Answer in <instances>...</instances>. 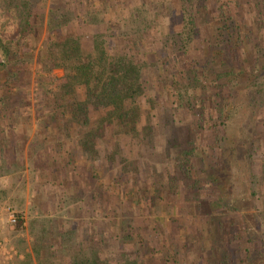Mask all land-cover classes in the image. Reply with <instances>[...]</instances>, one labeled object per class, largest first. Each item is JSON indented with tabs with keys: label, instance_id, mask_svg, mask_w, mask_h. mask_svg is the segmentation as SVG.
<instances>
[{
	"label": "rangeland",
	"instance_id": "374dc122",
	"mask_svg": "<svg viewBox=\"0 0 264 264\" xmlns=\"http://www.w3.org/2000/svg\"><path fill=\"white\" fill-rule=\"evenodd\" d=\"M50 1L53 0H47L45 10ZM79 1L71 4L74 9L81 11V17L82 14L89 12L91 15L96 14L99 10L100 4L97 0ZM149 2L153 5L161 2L162 14L153 20L155 29H148L142 37L140 35L135 37L130 29V26L132 28L135 26L138 18L134 12L142 6L146 7ZM175 2V0H110L107 11L101 16L114 21L117 15L119 29L116 32L119 36L120 33L121 36L123 34L124 42L119 37L110 39L105 26L96 27V31L94 28L93 31L86 29L80 24L74 28L75 33L83 37V42L99 33L101 40L105 41L108 54H113L116 50L127 51L131 59L140 64L145 87L140 101L142 119L150 122L155 131L152 147L144 146L138 140H129L122 135L115 137L111 130H107L105 137L96 141L95 154L88 153V157L81 147L77 146L82 129L68 123L67 120H62L59 126H53L43 111L44 105L41 102L43 92L54 93L55 80L62 77L63 71L54 68L49 74L44 73L39 51L43 45L46 49L53 46V34H50L49 41L45 39L46 13L35 22L34 35L37 39L31 61L27 66L24 86L20 90L7 91L9 94L5 96L2 94L5 90L0 88V113L4 115L0 125L3 129L12 126L13 138L16 139L13 149L15 161L22 162L25 156L28 162L31 161V154L28 153L33 152L32 147L45 151L44 153L41 151V155L38 156L41 160L61 158L62 152L65 159L74 160L72 169L75 176L73 178L71 174L64 176L63 182L69 191V198L62 202V205L65 204L63 205L65 211L51 218L52 224L45 226L46 233L43 232L42 222L31 226L32 220H27L29 229L28 231H25L26 227L22 229L26 237L21 238L17 234L18 229L10 228L2 216L0 234L11 240L18 248L23 257L21 264L39 263L34 252L38 248L46 252L44 245H47L48 241L43 238L48 239V235L49 238L56 239L59 233L73 227L77 237L74 243L76 249H80L81 239L83 237L91 239L96 231L101 230L107 238L113 233L117 234L121 230V227H118L120 220L129 223L133 237L139 234L141 239L150 242L148 250L154 252V255L150 260V257L143 256L144 253L139 257L138 252L137 256L140 258L138 261L142 264L223 262L229 264L230 261L223 260L225 251L232 254V257L228 256L229 260L235 259L232 264H264V123L257 119V116L264 113H235L231 117L226 134L228 142L226 146L222 148L220 145L218 149L210 144L217 134L220 136L222 133L220 128H216L217 133L216 129L214 133L205 131L203 113L202 119L198 109L194 113L186 112L185 104L178 107L173 98L168 97L165 78L157 76V65L151 63H154L152 58L162 62L160 56L163 58L164 53L169 51V37L173 36L178 40L176 33L179 27L178 22H175L176 18L178 20ZM55 3L63 4L62 1ZM115 6L116 10H113ZM131 20L134 24L130 23ZM1 34L10 39H14L16 35L15 30L12 33L6 29H3ZM163 35L165 36L162 37ZM155 53L161 54L155 56ZM186 55L188 63L192 59H198L202 52L197 45H192ZM177 78L179 86L182 87L184 79ZM47 80L49 81L46 82ZM202 81L203 84L207 83L205 80ZM196 92L203 94L200 90ZM206 93L208 91L204 93L200 104L205 101ZM48 97L52 102L53 97L47 94L46 99ZM147 101H152L153 105ZM91 116L92 123L97 115ZM53 130H60L62 135L55 138ZM33 131L39 135L33 139L27 151L25 146L32 140ZM205 133L209 135L210 141L204 139ZM7 135L9 134L1 133L0 141L3 139L9 141ZM239 141L241 145L237 148L235 145ZM62 142L66 145L64 149L58 146V143ZM200 147L205 149L200 150ZM185 153L188 154V158L187 155L183 158ZM220 154L222 162L219 163ZM183 159H187V165L191 168L188 166L182 168ZM4 172L7 173L2 166L0 179L6 176ZM18 182L22 184L25 195L24 180L21 176L16 184ZM2 187L4 186L0 185V194L5 189ZM152 188L156 189L157 193L151 192ZM7 197L4 192L0 195V202H7L5 200ZM9 202L7 204L11 205ZM22 203L18 204L21 206ZM20 216L25 217L24 213ZM113 222L117 223L114 231ZM233 235L235 238L230 239ZM141 239L135 236L134 242H123L126 255L135 257L134 253L142 247ZM104 241L108 249L113 245L112 241ZM222 249L225 251L222 252ZM65 252L62 250L55 252L54 257L49 260L50 264H67L68 257ZM87 252L89 255V250H86ZM107 253L108 261L113 263L121 260V253L108 250ZM42 257L41 264L45 262Z\"/></svg>",
	"mask_w": 264,
	"mask_h": 264
},
{
	"label": "trees",
	"instance_id": "16d2710c",
	"mask_svg": "<svg viewBox=\"0 0 264 264\" xmlns=\"http://www.w3.org/2000/svg\"><path fill=\"white\" fill-rule=\"evenodd\" d=\"M57 1H62L63 6L56 4ZM97 1L100 5L96 14L91 15L89 12L81 17V11L74 9L71 4L80 2L79 0H53L46 10L47 0H0V88L5 90L2 94L5 96L7 91L20 90L24 86L27 66L37 39L34 35L35 22L46 13L45 39L49 41L52 33L53 46L47 49L44 45L40 47L43 71L47 74L54 68L63 71L62 77L55 80L54 93L44 91L41 101L43 111L52 125L59 126L62 120H67L82 129L77 146L81 147L86 156L88 153L95 154L96 141L102 140L107 130H111L115 137L122 135L129 140L136 139L144 146L153 147L154 128L150 122L142 119L143 113L140 110L145 89L140 64L134 62L127 51L116 50L113 54H108L105 41L101 40L99 33L90 36L86 42L75 33L74 28L79 24L92 31L93 28L96 31V27L105 26L110 39L119 37L122 42L125 41L123 34L121 36L120 33L119 36L116 32L119 29L117 15L114 21L101 16L107 11L110 0ZM175 1L178 40L173 36L168 38L169 51L164 53L163 58L160 56L162 62L153 58L154 63L151 58L149 60L151 64L157 65V76L165 78L168 97H172L178 107L185 104L186 112L189 113L198 109L201 118L205 116V131L214 133L216 128H220L222 133L220 136L217 134L218 137H215L210 146L213 144L219 149L222 145L223 148L228 142L226 134L235 113H264V0ZM139 9L134 12L138 16L135 26H130L131 34L135 37H142L148 29L156 27L153 20L162 14V4L157 2L153 5L149 2L146 7ZM113 10H116V6ZM172 18H175L174 14ZM130 23L134 24V21L131 20ZM3 29L12 33L15 30V38L3 37ZM134 45L137 46L136 43ZM192 45H197L202 55L187 63L186 54ZM159 54L161 53H155V56ZM177 77L184 79L182 87L179 86ZM202 80L207 83L203 84ZM196 90L203 94H198ZM207 91L209 94H205V101L200 104ZM47 94L53 97L52 102L49 97L46 99ZM147 102L153 105L152 101ZM92 114L97 117L91 123ZM3 116L0 113V121H3ZM257 119L264 123V115L257 116ZM0 129L4 133L1 125ZM204 139L209 140L207 133ZM3 141L7 142L5 139ZM240 145L239 141L235 147L239 148ZM199 149L203 150L205 147ZM188 154L185 153L183 158L186 155L188 158ZM183 160L182 168L188 166L187 159ZM151 190L157 193L156 189ZM51 224L50 222L48 225ZM128 224L120 220L118 227L121 230L117 234L112 232L109 238L101 230L94 232L91 239L83 237L79 242L80 249H76L74 243L77 237L73 227L59 233L56 239H51L48 235V239L43 238L48 241V254L45 253L43 258L51 259L55 252L62 250L66 251L67 264H140L138 259L143 253V256L146 255L151 260L154 252L148 250L150 242L142 240L139 234L135 236L141 239L142 247L134 253L135 257L126 255L123 242H134L135 238ZM116 225L117 223H112L113 231ZM13 229L17 230L18 227ZM43 232L46 233L45 228ZM234 236L230 239H234ZM58 238L63 242L61 248ZM104 240L112 241L113 245L108 249ZM86 250H89V255ZM107 250L121 253V260L113 263L108 261ZM42 251L38 248L34 252L38 256V264H41ZM225 252L223 260L232 264L235 259L229 260L228 256L232 257V254ZM47 262L45 260L43 264H50Z\"/></svg>",
	"mask_w": 264,
	"mask_h": 264
},
{
	"label": "crops",
	"instance_id": "0c3cea01",
	"mask_svg": "<svg viewBox=\"0 0 264 264\" xmlns=\"http://www.w3.org/2000/svg\"><path fill=\"white\" fill-rule=\"evenodd\" d=\"M3 130H5V135L6 133L9 134L7 135V137H9L10 140H7V142L0 141V168L2 169L3 166L4 171H7V173L4 172L6 173V176H3V178L0 179V185L4 186L2 187V189L5 188L4 191L1 192H3L2 194H4L5 192L6 196H8L5 200L7 202L10 201V206L15 211L19 212L20 214L24 213L25 217L23 219L25 220V231H28L29 229L27 228V220H32L31 226L35 223L42 222L45 228L47 224H50V220H52L58 214L64 213L65 211V209L63 208V205L65 204L63 203L62 205V202L69 198V191H67V188H65L66 185L63 182V178L65 179V177L67 175L69 176L70 174L73 175L72 178L75 176V172H73L72 169L74 166V160L65 159V155L62 152L60 153L61 158L52 157L46 160H41L38 156L41 155V151L43 153L45 151L39 148L35 149L32 147L33 152L28 153L31 154V161L28 162L26 156L22 162L15 161L13 155L14 145L16 144V139L13 138L14 131L12 129V126L10 128L8 127V129ZM1 131L2 129H0V133ZM53 133L55 138L62 135L60 130H53ZM18 134L19 133L17 132V135ZM38 135L39 133H36L35 131L31 133L32 140L28 141L26 143L27 145L25 146L27 151L28 148H30L33 139H35V137ZM19 146H21V144ZM58 146L64 149L66 145L62 142L61 144L58 143ZM21 149H19L20 152H22ZM20 176L21 179L24 180L23 186H25L26 190L25 195L21 186L22 184H20L19 182L16 184ZM79 197H77V200H79ZM74 198L75 197L73 196L72 199ZM16 201L20 202L16 203ZM7 202L2 201V203L6 204ZM18 203H22V205L20 206V204ZM27 216H29V218ZM64 220L66 219L64 218ZM58 241L61 248L63 246V242L60 239H58ZM47 245H44L45 249L47 248ZM45 253L48 254V251H43L42 256ZM47 259L48 263H50L49 260L51 259L42 257V260Z\"/></svg>",
	"mask_w": 264,
	"mask_h": 264
},
{
	"label": "built area",
	"instance_id": "2783aa9c",
	"mask_svg": "<svg viewBox=\"0 0 264 264\" xmlns=\"http://www.w3.org/2000/svg\"><path fill=\"white\" fill-rule=\"evenodd\" d=\"M2 216L5 217L10 228L18 227L17 234L19 237H26L22 232V229L24 228V220L19 212L15 211L6 203H0V223L2 221ZM22 260L23 257L19 253L17 247L11 242V240L0 234V264H21Z\"/></svg>",
	"mask_w": 264,
	"mask_h": 264
}]
</instances>
